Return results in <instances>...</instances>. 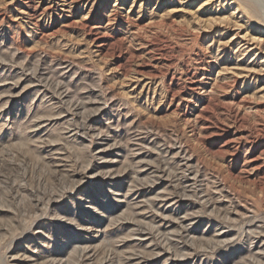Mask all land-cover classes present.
Listing matches in <instances>:
<instances>
[{
	"label": "rangeland",
	"instance_id": "rangeland-1",
	"mask_svg": "<svg viewBox=\"0 0 264 264\" xmlns=\"http://www.w3.org/2000/svg\"><path fill=\"white\" fill-rule=\"evenodd\" d=\"M0 264H264V0H0Z\"/></svg>",
	"mask_w": 264,
	"mask_h": 264
},
{
	"label": "bare ground",
	"instance_id": "bare-ground-1",
	"mask_svg": "<svg viewBox=\"0 0 264 264\" xmlns=\"http://www.w3.org/2000/svg\"><path fill=\"white\" fill-rule=\"evenodd\" d=\"M257 3V2H256ZM247 4V3H246ZM253 5V4H252ZM250 6V5H249ZM252 7V6H251ZM253 8V7H252ZM254 10V9H253Z\"/></svg>",
	"mask_w": 264,
	"mask_h": 264
}]
</instances>
